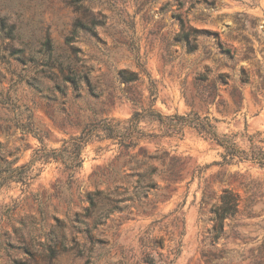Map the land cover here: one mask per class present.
<instances>
[{"label":"rangeland","instance_id":"1","mask_svg":"<svg viewBox=\"0 0 264 264\" xmlns=\"http://www.w3.org/2000/svg\"><path fill=\"white\" fill-rule=\"evenodd\" d=\"M178 15L186 27L215 34L187 44ZM66 57L88 74L91 91L64 81ZM137 59L155 80L154 109L208 116L240 148L248 150L250 136L264 150V0H0V142L17 148L16 165L30 161L39 138L60 149L87 123L123 121L148 107L146 75L131 89L134 102L116 76L121 68L137 70ZM140 125L161 132L156 122ZM137 142L125 149L94 137L81 166L37 161L27 186H2L0 264H147L148 253L152 264H264L255 258L264 253V168L250 160L218 164L223 148L188 125ZM140 146L162 156L151 162L156 186L141 195L130 158H140ZM95 189L119 197L123 208L98 227L111 240L109 252L88 258L70 247L72 238L86 237L74 215ZM224 189L238 196V206L214 241L210 208ZM151 237L163 245L150 250Z\"/></svg>","mask_w":264,"mask_h":264},{"label":"trees","instance_id":"2","mask_svg":"<svg viewBox=\"0 0 264 264\" xmlns=\"http://www.w3.org/2000/svg\"><path fill=\"white\" fill-rule=\"evenodd\" d=\"M84 0H72L73 3H81ZM183 35H179L180 39L184 40L187 44L190 40L196 41L197 36L204 33H214L210 31H203L195 27H186V21L181 16H177ZM189 28L187 31L186 29ZM191 36V39H190ZM44 46L51 49L49 41L44 43ZM190 47L189 49H193ZM69 57L62 58L61 62L65 63V67L68 73L64 76V81L69 84V87L77 89L81 83L88 89L92 90V84L87 73L77 70L75 63L71 62ZM137 70H128L126 68L118 69L116 72L117 80L120 83H124L126 89H122L127 100L135 101L133 92L131 89L134 84L141 81V77L146 75L147 77V89L149 92L150 104L148 107L141 110L134 111L131 116L123 121H114L111 118H103L95 122L87 123L80 131L79 135L71 137L63 142V147L60 149H47L41 138L39 148L34 150V154L28 163L16 165L18 161L17 148H7L0 142V188L6 186L10 182H20L27 186L36 175L32 172V165L37 162H48L49 160L61 161L68 168H77L82 164V150L85 144L94 137L112 138L117 140L118 145L125 149L134 148L137 146L139 139L155 138L160 136H172L182 132V128L185 125L192 126L196 129L197 133L206 139L214 140L219 144L223 151L220 153L221 160L218 164H230L241 160H250L258 164L261 168H264V150L257 146L252 138L249 136V148L248 150L240 148L235 139V135H220L212 119L208 116L200 117L196 112H187L184 114H171L163 115L152 107L156 98V83L155 80L150 77L146 72L143 63L136 61ZM224 73L218 75L219 79L224 77ZM250 77L246 70L242 67L240 74V81L247 83ZM264 83V82H263ZM264 91V84L260 86ZM233 95V94H232ZM264 96V92H263ZM241 98V96H240ZM142 121L156 122L160 128V133L146 132L140 125ZM165 154V153H164ZM140 158H136V154L130 158L134 164L131 168L138 169L137 172V186L141 187L140 195L145 194L150 189L156 186V183L152 179V174L155 168L152 165V160L160 159L157 151L148 152L147 149L140 146L139 148ZM171 162L175 161L174 157L170 158ZM87 206L84 207L81 212L75 213L74 222L78 224V228H82L85 231L86 237L77 241L72 238L74 246L78 254L86 255L88 258L91 256L100 257L104 252H109L111 247V240L107 234L98 231L99 225H102L108 220L109 216L114 211H119L123 208L119 203L121 202L119 197H114L110 194V191H102L95 189L94 191L85 195ZM238 206V196L230 189H224L220 194L217 202L213 203L210 208L212 225L209 228V232L212 239L215 241L223 232V221L227 216H232L236 213ZM182 232H180V235ZM63 237V236H62ZM52 242H55L53 240ZM150 244H146L147 247L152 250L155 247V243L158 246H162V237H151ZM179 241L173 248L174 257L179 253ZM50 253L53 254V246H48ZM98 251L97 253L95 251ZM255 258L259 260L264 259V253L259 252L255 255ZM149 259L147 264H152L153 256L150 253L147 254ZM146 261V260H145ZM172 260H170V263ZM106 264H118V261H108Z\"/></svg>","mask_w":264,"mask_h":264}]
</instances>
